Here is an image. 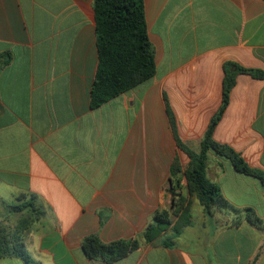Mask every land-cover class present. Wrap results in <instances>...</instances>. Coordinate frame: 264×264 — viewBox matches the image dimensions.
I'll list each match as a JSON object with an SVG mask.
<instances>
[{
	"label": "crops",
	"instance_id": "obj_1",
	"mask_svg": "<svg viewBox=\"0 0 264 264\" xmlns=\"http://www.w3.org/2000/svg\"><path fill=\"white\" fill-rule=\"evenodd\" d=\"M93 2L0 0V203L37 197L45 215L24 240L37 264H107L89 258L83 240L137 238L172 208L170 167L190 162L177 137L200 150L222 103L225 63L264 73V0H144L156 74L92 108ZM214 139L264 170V78L237 76ZM207 176L264 220L258 178L214 152ZM197 202L180 234L142 240L113 264H264V224H235L219 209L209 216Z\"/></svg>",
	"mask_w": 264,
	"mask_h": 264
},
{
	"label": "trees",
	"instance_id": "obj_2",
	"mask_svg": "<svg viewBox=\"0 0 264 264\" xmlns=\"http://www.w3.org/2000/svg\"><path fill=\"white\" fill-rule=\"evenodd\" d=\"M93 7L99 63L91 91V107L98 108L153 78L156 62L148 35L144 0H94ZM224 71L222 103L210 121L200 150H193L177 137L179 148L188 155L190 162L183 170L180 160L175 158L170 167L172 208L157 211L144 232L134 239L104 243L97 235L87 236L82 242V248L89 258L113 264L138 249L142 240L151 242L168 229L174 235L180 234L192 222L193 199L201 204L209 216L219 209L233 214L235 224L246 219L259 227L263 226L264 220L254 208H240L232 204L225 198L221 188L207 176L209 152H214L228 159L236 171L258 178L264 186V170L251 167L231 146L214 139V131L229 105L237 76L249 74L255 78H264V73L231 62L225 63ZM172 126L175 129L173 119ZM183 176L187 180L186 188L182 184ZM184 188L187 190L186 195L183 194ZM3 205L11 214L19 215V218L13 226L7 223L8 220H0V259L19 258L25 264H37L26 250L24 240L30 228L45 215L43 207L33 194L19 195L16 202ZM175 217L177 220L173 223ZM171 243L170 239L164 241L166 246Z\"/></svg>",
	"mask_w": 264,
	"mask_h": 264
},
{
	"label": "rangeland",
	"instance_id": "obj_3",
	"mask_svg": "<svg viewBox=\"0 0 264 264\" xmlns=\"http://www.w3.org/2000/svg\"><path fill=\"white\" fill-rule=\"evenodd\" d=\"M228 214H231V213H228ZM18 218H19V215L11 214L6 208V206L0 203V220H4V221L8 220L7 223L13 226L15 223H17Z\"/></svg>",
	"mask_w": 264,
	"mask_h": 264
}]
</instances>
